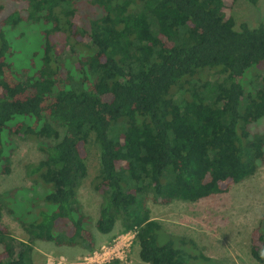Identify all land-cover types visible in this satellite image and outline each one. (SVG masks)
<instances>
[{
	"label": "trees",
	"instance_id": "trees-1",
	"mask_svg": "<svg viewBox=\"0 0 264 264\" xmlns=\"http://www.w3.org/2000/svg\"><path fill=\"white\" fill-rule=\"evenodd\" d=\"M236 2L14 0L1 16L0 1V173L11 171L15 136L40 139L43 153L26 166L36 196H4L28 240L3 224L0 204V264H33L37 240L91 252V225L108 234L117 222L135 232L142 261L184 264L148 202L223 194L264 164V73L252 91L242 84L264 62V23L237 24ZM37 24L40 47L15 67L9 29ZM91 139L100 157L92 186L103 197L95 221L78 201ZM251 252L264 262V216Z\"/></svg>",
	"mask_w": 264,
	"mask_h": 264
},
{
	"label": "rangeland",
	"instance_id": "rangeland-1",
	"mask_svg": "<svg viewBox=\"0 0 264 264\" xmlns=\"http://www.w3.org/2000/svg\"><path fill=\"white\" fill-rule=\"evenodd\" d=\"M0 1L5 6L1 15L3 16L8 12L9 7H12L14 0ZM233 14L237 24L242 22H247L250 25L264 23V0L257 4L248 0H237ZM27 27L20 26L18 30L13 27L9 29L8 34L11 38L9 40L13 52L10 60L14 62L15 67L16 61L23 62L22 65H19L20 67L25 65L30 60L32 52L38 49L41 44L40 29L43 25ZM22 32L24 33L21 34ZM68 54L65 51V55ZM263 73L264 62L256 64L246 71L242 80L245 93L252 91L257 86L255 75L261 76ZM202 74L210 80L219 76L211 70ZM262 127L264 128V124ZM60 130L61 134H64V129L60 128ZM39 140L14 137L15 151L11 156V171L8 174L0 173V204L4 201V196L15 188H21L25 193L28 189L32 197L36 196V193L29 189L32 182L27 177L26 166L38 161L43 156L38 147ZM49 140L51 141V139ZM88 151L89 172L79 188L78 201L84 211L95 221L99 217L103 197L92 186L93 179L100 169L99 148L93 139L89 142ZM39 192V195L43 194L41 189ZM22 197L23 194L18 196V200H22ZM10 199L14 200L12 197L9 198L7 201L10 203ZM5 201L2 211L3 224L9 228L17 241L28 240L23 225L14 215L16 211H8ZM13 203L18 207L17 212H22L19 204L16 201ZM148 206L151 209L152 217L160 220L165 230L173 235L172 240L175 246L183 250L184 264H264V262L257 261L251 252L252 231L264 216V164L251 177L232 185L226 193L211 195L195 202L175 199L168 204H161L150 200ZM90 229L97 239L94 250L100 249L101 245L118 243L122 233L120 222H117L114 229L108 234H101L93 224ZM32 244L34 246L33 264H57L59 260L63 263L85 264L86 261H91L86 257H89L94 251L89 252L83 246H59L53 242L42 240L34 241ZM138 250L139 245L133 239L131 244L124 248L122 254L124 264H149L139 258ZM107 263L106 261L100 264Z\"/></svg>",
	"mask_w": 264,
	"mask_h": 264
},
{
	"label": "built area",
	"instance_id": "built-area-1",
	"mask_svg": "<svg viewBox=\"0 0 264 264\" xmlns=\"http://www.w3.org/2000/svg\"><path fill=\"white\" fill-rule=\"evenodd\" d=\"M133 239H135L134 231L122 232L117 241L118 243H115L113 245H101L100 249L94 250L93 253L89 255V257H86L88 259H91V261H86L85 264H100L101 262H110L113 259H119L123 261L122 254L124 252V248L128 247ZM62 263L63 262L60 260L57 262V264ZM63 264L72 263L65 262Z\"/></svg>",
	"mask_w": 264,
	"mask_h": 264
}]
</instances>
